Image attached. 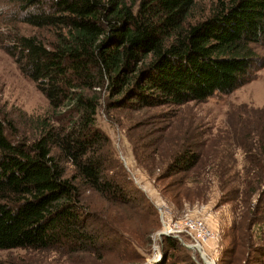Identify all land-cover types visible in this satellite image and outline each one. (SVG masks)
Returning <instances> with one entry per match:
<instances>
[{
	"label": "trees",
	"instance_id": "trees-1",
	"mask_svg": "<svg viewBox=\"0 0 264 264\" xmlns=\"http://www.w3.org/2000/svg\"><path fill=\"white\" fill-rule=\"evenodd\" d=\"M11 1L17 21L47 29L53 39L16 35L7 47L48 112L26 117L33 135L14 141L17 130L0 111V253L130 258L135 243L92 210L83 191L117 209L144 205L154 223L155 209L98 126L99 112L180 108L250 82L264 68L256 50L264 44V0H218L202 17L195 13L198 0ZM253 111L260 115L237 150L246 162L247 187L239 191L250 189L256 201L251 216L232 227L226 264L252 262V252L264 256L253 241L254 232L264 234V107ZM202 148L176 145L162 178L180 176V187L199 183L196 174L187 176L205 164ZM161 245L164 264H197L179 255L185 249L179 240L163 237Z\"/></svg>",
	"mask_w": 264,
	"mask_h": 264
},
{
	"label": "rangeland",
	"instance_id": "rangeland-1",
	"mask_svg": "<svg viewBox=\"0 0 264 264\" xmlns=\"http://www.w3.org/2000/svg\"><path fill=\"white\" fill-rule=\"evenodd\" d=\"M217 1L198 0L196 16L208 14ZM15 7L11 0H0V111L11 122L14 131L17 130V138L13 139L17 141L32 137V131L24 125L25 118L45 115L48 102L35 83L21 73L7 47L12 45L16 35L37 36L46 42L52 41L53 37L47 29L17 21L13 16ZM256 50L264 57V44L257 46ZM263 107L264 68L256 70L252 80L232 94H216L204 103L180 108L115 110L110 117L106 116L103 107L98 115V126L111 138L116 155L134 186L143 191L154 207L156 222L148 219L144 205L138 211L113 208L98 193L90 190L83 191L84 200L99 215L114 220L135 243L133 246L137 252L130 258L110 256L98 261L88 256L68 257L53 251L16 249L2 251L0 264H148L154 256V247L161 243L158 236L163 231L164 222L182 221L189 217L203 218L217 238L200 244V251L188 248L193 242L185 238V242L179 241L185 248L179 255H190L197 264H204L203 257L208 262L213 259L216 264H226L231 257L228 250L232 247V227L243 217L251 216L256 201L250 189L239 191L240 187L247 186L242 181L246 176L243 173L246 162L244 154L237 150V142L251 135L253 119L260 115L253 110ZM187 142L203 147L205 164L187 176L192 179L196 174L199 183L184 182L180 187L177 185L180 176L162 178V175L175 146ZM218 176H222L224 182L220 183ZM248 179L253 180V175L250 174ZM179 190L180 195L176 194ZM257 229L255 227V231ZM254 234L256 238L253 237V241L255 239V244L264 254V234ZM162 254L160 264L167 260L163 251ZM250 258L252 262L246 264H264V256L257 252H252Z\"/></svg>",
	"mask_w": 264,
	"mask_h": 264
},
{
	"label": "built area",
	"instance_id": "built-area-1",
	"mask_svg": "<svg viewBox=\"0 0 264 264\" xmlns=\"http://www.w3.org/2000/svg\"><path fill=\"white\" fill-rule=\"evenodd\" d=\"M163 237H171L179 240L181 243L185 242V238H189L193 242L191 247L196 249V251L202 250L200 244H207L209 241H212L214 238L216 240L217 238L215 233L208 228L206 221L200 217H189L182 221L167 220L164 222V228L158 236V241H162ZM154 251V256L148 264H160L163 260L161 243H158V245L154 247ZM203 258L202 261L204 264H216L213 259L211 262H208Z\"/></svg>",
	"mask_w": 264,
	"mask_h": 264
},
{
	"label": "water",
	"instance_id": "water-1",
	"mask_svg": "<svg viewBox=\"0 0 264 264\" xmlns=\"http://www.w3.org/2000/svg\"><path fill=\"white\" fill-rule=\"evenodd\" d=\"M188 248H190L191 250L193 249L192 247H188Z\"/></svg>",
	"mask_w": 264,
	"mask_h": 264
}]
</instances>
